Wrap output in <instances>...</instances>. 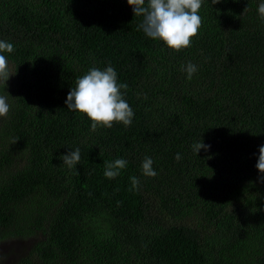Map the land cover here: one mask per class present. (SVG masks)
<instances>
[{
	"label": "trees",
	"instance_id": "trees-1",
	"mask_svg": "<svg viewBox=\"0 0 264 264\" xmlns=\"http://www.w3.org/2000/svg\"><path fill=\"white\" fill-rule=\"evenodd\" d=\"M261 2L202 0L199 34L177 52L137 29L127 0H0V40L14 45L0 53L14 73L0 83V247L15 245L0 264H264ZM109 65L134 117L91 131L65 100Z\"/></svg>",
	"mask_w": 264,
	"mask_h": 264
},
{
	"label": "clouds",
	"instance_id": "clouds-1",
	"mask_svg": "<svg viewBox=\"0 0 264 264\" xmlns=\"http://www.w3.org/2000/svg\"><path fill=\"white\" fill-rule=\"evenodd\" d=\"M219 0H212L215 4ZM132 6L135 16L142 17L138 30L153 40L162 41L169 49L179 52L184 48L191 47L192 38L199 34L202 25V18L199 11L202 0H127ZM257 11L261 20H264V2L258 4ZM14 45L10 42L0 40V53H12ZM187 78L191 79L197 71V66L189 62L183 69ZM8 60L5 55L0 54V83L6 86L10 75ZM126 83H118L116 70L109 65L103 70L92 67L84 75L76 79L75 87L67 93L65 104L67 109L85 114L90 120L91 131L98 127L111 128L113 123H122L130 126L134 112L128 102L123 98L121 89L127 90ZM10 105L7 97L0 95V117H6ZM17 139H13L15 143ZM208 150L210 145L202 141L192 145L193 151L197 154L200 149ZM81 159L80 149L68 151L62 155V161L72 169ZM175 159L179 161L181 156L176 154ZM128 161L123 158L115 159L112 162H105L104 176L114 179L120 174V170L127 166ZM153 160L145 157L141 169L142 174L147 177L157 175L154 171ZM258 172L259 182H264V144L259 146V156L255 165ZM131 189L138 190L140 181L137 177H130ZM5 258L0 255V261Z\"/></svg>",
	"mask_w": 264,
	"mask_h": 264
},
{
	"label": "rangeland",
	"instance_id": "rangeland-1",
	"mask_svg": "<svg viewBox=\"0 0 264 264\" xmlns=\"http://www.w3.org/2000/svg\"><path fill=\"white\" fill-rule=\"evenodd\" d=\"M24 243H20V245L22 246ZM9 246H13V247H15V245L13 244V243H11V245H9L8 243H6L5 245H2L1 247H0V249H2V251H5V248L6 247H9ZM1 252V251H0Z\"/></svg>",
	"mask_w": 264,
	"mask_h": 264
}]
</instances>
